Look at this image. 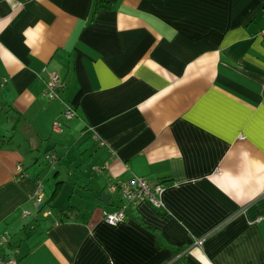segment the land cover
Here are the masks:
<instances>
[{
    "label": "crops",
    "instance_id": "0c3cea01",
    "mask_svg": "<svg viewBox=\"0 0 264 264\" xmlns=\"http://www.w3.org/2000/svg\"><path fill=\"white\" fill-rule=\"evenodd\" d=\"M263 27L264 0H0V260L264 264ZM134 177L163 209L113 203Z\"/></svg>",
    "mask_w": 264,
    "mask_h": 264
},
{
    "label": "built area",
    "instance_id": "2783aa9c",
    "mask_svg": "<svg viewBox=\"0 0 264 264\" xmlns=\"http://www.w3.org/2000/svg\"><path fill=\"white\" fill-rule=\"evenodd\" d=\"M260 34L264 36V27L260 31ZM60 90V82L58 76L53 72L46 73V83L44 90V97L51 101L58 97V92ZM74 116L73 109L70 106H67L62 113L64 120H70ZM52 130L54 132H61V123L58 121L53 122ZM49 163L53 164L56 161V156L51 154L47 156ZM95 172L100 173V168H94ZM166 183H150L144 178L134 177L127 182H116L107 184V191L110 194H116L120 199L125 202L127 205H134L141 202H148L151 206L156 209H163V203L161 201V195L166 187ZM31 202L33 207L37 210H40L43 205V193L41 189V184L36 182V191L31 197ZM125 208L111 213L103 214V220L109 225H114L118 222H121L125 219L126 213ZM50 214L49 211H42L41 215L47 217ZM29 215V212L26 211L23 213V217ZM202 240L195 242V246H200ZM9 245V238L6 234L0 235V251L6 248ZM17 252L14 250L11 256H5L0 260V264H17L16 259L13 257Z\"/></svg>",
    "mask_w": 264,
    "mask_h": 264
},
{
    "label": "trees",
    "instance_id": "16d2710c",
    "mask_svg": "<svg viewBox=\"0 0 264 264\" xmlns=\"http://www.w3.org/2000/svg\"><path fill=\"white\" fill-rule=\"evenodd\" d=\"M100 8H106V6L101 5V4L99 3V1H97L96 4H95V6H94V13H96V11H97L98 9H100ZM45 206H46V203L42 205L40 211H42V209H43ZM69 209H70V208H69Z\"/></svg>",
    "mask_w": 264,
    "mask_h": 264
},
{
    "label": "rangeland",
    "instance_id": "374dc122",
    "mask_svg": "<svg viewBox=\"0 0 264 264\" xmlns=\"http://www.w3.org/2000/svg\"><path fill=\"white\" fill-rule=\"evenodd\" d=\"M2 118L0 117V120H1ZM112 201H113V203H115V204H117V205H119L120 204V198H117V197H115V198H112ZM45 210H48V209H45ZM40 216V215H39Z\"/></svg>",
    "mask_w": 264,
    "mask_h": 264
},
{
    "label": "water",
    "instance_id": "95a60500",
    "mask_svg": "<svg viewBox=\"0 0 264 264\" xmlns=\"http://www.w3.org/2000/svg\"><path fill=\"white\" fill-rule=\"evenodd\" d=\"M102 197H106V199L108 198V196H105V195H103Z\"/></svg>",
    "mask_w": 264,
    "mask_h": 264
}]
</instances>
